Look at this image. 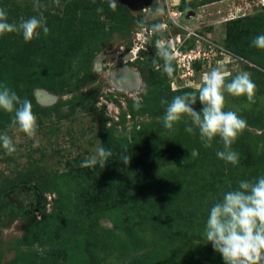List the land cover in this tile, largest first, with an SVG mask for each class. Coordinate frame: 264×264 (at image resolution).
Masks as SVG:
<instances>
[{
  "label": "rangeland",
  "instance_id": "1",
  "mask_svg": "<svg viewBox=\"0 0 264 264\" xmlns=\"http://www.w3.org/2000/svg\"><path fill=\"white\" fill-rule=\"evenodd\" d=\"M111 2L114 10L110 0H40L47 35L0 36V84L31 101L38 122L29 138L0 110V134L17 149L8 155L0 146V264H224L204 237L210 208L240 181L264 176V50L252 44L264 34V4ZM0 8L10 23L39 15L33 0H0ZM145 18L166 26L176 58L212 53L209 45L226 53L204 64L181 55L169 78L154 47L161 37L147 39L137 23ZM218 65L226 82L246 71L257 85L255 103L225 93L224 110L247 121L232 145L237 165L217 157L219 137L204 147L187 116L172 130L163 123L161 100L195 91ZM99 147L113 153L105 167H81Z\"/></svg>",
  "mask_w": 264,
  "mask_h": 264
},
{
  "label": "clouds",
  "instance_id": "2",
  "mask_svg": "<svg viewBox=\"0 0 264 264\" xmlns=\"http://www.w3.org/2000/svg\"><path fill=\"white\" fill-rule=\"evenodd\" d=\"M53 2L58 6L60 0ZM43 7L45 5L41 4L40 0H33V9L39 15L21 18L18 23H10L7 12L0 8V36L16 33L22 35L25 42H31L40 35L41 30L47 35L50 30L46 18L40 12ZM110 7L113 10L116 7L111 0ZM102 11V8L97 9L98 13ZM137 23L146 33L147 39L157 35L161 37L154 43L156 56L164 62L163 72L172 78L176 55L172 43L163 39L166 26L163 23L149 24L147 18ZM252 44L264 50V34L254 37ZM157 67L159 68V65ZM202 80V85L195 91L177 95L171 102L161 100L162 104L167 105L163 117L164 127L172 130L175 124L187 116L192 125L199 128L204 147H211L214 139L219 137L223 150L217 151V157L237 165L239 154L233 150L232 145L247 128V121L234 111L224 110L225 93L235 97L246 96L250 103H255L257 85L246 71L238 73L226 82L222 65L204 74ZM197 101L202 105L200 111L193 107ZM140 107L141 102L136 99L134 108L139 110ZM0 110L11 115L10 128H18L29 138L36 136L38 122L31 101L21 99L7 84H0ZM185 131L191 134L193 127L186 126ZM0 146L8 155L17 151L13 139L7 133L0 134ZM112 154L111 150L99 147L95 155L82 161L81 167H94L98 163L104 168ZM198 155L199 152L195 149L190 152L192 158ZM131 158L122 155L121 162L128 165ZM204 237L222 256L224 264H264V176L252 181H240L237 189L225 192L222 199L212 205L206 220Z\"/></svg>",
  "mask_w": 264,
  "mask_h": 264
},
{
  "label": "built area",
  "instance_id": "3",
  "mask_svg": "<svg viewBox=\"0 0 264 264\" xmlns=\"http://www.w3.org/2000/svg\"><path fill=\"white\" fill-rule=\"evenodd\" d=\"M263 2H264V0H263ZM209 47H211L210 50H212L211 51L212 53H209V52L207 53V52H205V51H203L201 49H198V50L197 49H192L189 52H184L182 54H179L178 55L179 57H177L176 59L178 61L181 58V55H182V57L184 59L186 57L185 60H186L187 64L194 63L197 60H201L202 64H204L206 62V60H207V63H209L210 59H212V57H215L217 54H221L222 55V54L226 53V51L220 46H210L209 45ZM190 70H191V68H189V71Z\"/></svg>",
  "mask_w": 264,
  "mask_h": 264
},
{
  "label": "water",
  "instance_id": "4",
  "mask_svg": "<svg viewBox=\"0 0 264 264\" xmlns=\"http://www.w3.org/2000/svg\"><path fill=\"white\" fill-rule=\"evenodd\" d=\"M122 3L127 4V5H136L137 3H143V4H148L151 0H120ZM188 13H193V10H188ZM133 57V52H129L126 56L125 59H130ZM43 102H49L50 100L48 99H42Z\"/></svg>",
  "mask_w": 264,
  "mask_h": 264
},
{
  "label": "trees",
  "instance_id": "5",
  "mask_svg": "<svg viewBox=\"0 0 264 264\" xmlns=\"http://www.w3.org/2000/svg\"><path fill=\"white\" fill-rule=\"evenodd\" d=\"M183 4L181 5V7H182V10H189V9H191V8H194V6H190L189 4H187L186 2L184 3V2H182ZM231 20H235V19H231ZM198 61H200V60H198ZM201 62V61H200ZM200 62H199V64H200ZM198 67H199V65H197Z\"/></svg>",
  "mask_w": 264,
  "mask_h": 264
},
{
  "label": "bare ground",
  "instance_id": "6",
  "mask_svg": "<svg viewBox=\"0 0 264 264\" xmlns=\"http://www.w3.org/2000/svg\"><path fill=\"white\" fill-rule=\"evenodd\" d=\"M132 52H133V54L135 55L136 50H133Z\"/></svg>",
  "mask_w": 264,
  "mask_h": 264
},
{
  "label": "crops",
  "instance_id": "7",
  "mask_svg": "<svg viewBox=\"0 0 264 264\" xmlns=\"http://www.w3.org/2000/svg\"><path fill=\"white\" fill-rule=\"evenodd\" d=\"M221 1H228V0H221ZM262 3L264 4L263 0H262Z\"/></svg>",
  "mask_w": 264,
  "mask_h": 264
},
{
  "label": "flooded vegetation",
  "instance_id": "8",
  "mask_svg": "<svg viewBox=\"0 0 264 264\" xmlns=\"http://www.w3.org/2000/svg\"><path fill=\"white\" fill-rule=\"evenodd\" d=\"M120 1V0H119ZM189 14V13H188Z\"/></svg>",
  "mask_w": 264,
  "mask_h": 264
}]
</instances>
